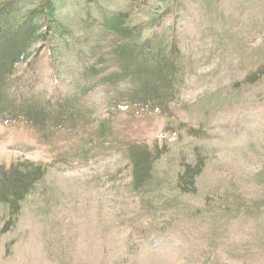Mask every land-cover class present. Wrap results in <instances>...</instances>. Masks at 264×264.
<instances>
[{
  "label": "rangeland",
  "instance_id": "rangeland-1",
  "mask_svg": "<svg viewBox=\"0 0 264 264\" xmlns=\"http://www.w3.org/2000/svg\"><path fill=\"white\" fill-rule=\"evenodd\" d=\"M47 1L21 0V12ZM52 5L13 65L12 114L28 100H70L88 123L42 135L0 119V168L42 169L17 212L0 202V264H264V0ZM112 11L127 14L136 46L150 38L134 64L172 56L163 112L110 103L115 85H130L108 83L114 44L92 21ZM142 152L150 176L134 186ZM198 160L194 191L180 190L183 166Z\"/></svg>",
  "mask_w": 264,
  "mask_h": 264
},
{
  "label": "trees",
  "instance_id": "trees-1",
  "mask_svg": "<svg viewBox=\"0 0 264 264\" xmlns=\"http://www.w3.org/2000/svg\"><path fill=\"white\" fill-rule=\"evenodd\" d=\"M20 2L21 0H10L0 5V119L12 118L15 121H22L42 135L56 132L71 135L88 123L86 116L77 109L76 102L65 100L60 103L61 100H57L53 104L46 102L45 106H37L28 100L20 106L21 117L12 114L15 105L10 103L11 100L8 98L11 96L15 98V92H9L12 88L9 80L13 65L21 57L26 56L25 52L29 44L37 40V31L41 25L38 18L43 16L41 13H44L46 19L50 21L53 16L52 0H48L45 7L39 10L33 8L26 13L21 12ZM126 17L125 12L112 11L92 21L96 26L103 28L108 36H105V39L110 38L114 44V48L110 51L119 74L110 73L108 83L114 86L117 79L132 83V85L128 83L130 85L128 88H125L127 84L123 87L115 85V90L109 97L110 103L117 111L125 109L136 111L146 105L148 111L153 112L155 108L159 110L170 93L174 71L173 60L170 59L172 56L158 52L156 55H151L149 62L148 59L145 61L148 65L139 66V62L134 64L138 55L151 51L148 44L150 38H145L140 46H136L134 37L132 38L130 30L124 25ZM91 68L94 69L93 66ZM159 111L163 112V110ZM139 160L134 165V186L141 185L150 176L152 160L149 159L148 153H140ZM15 166L11 165L8 169L0 168V202L8 204L11 213L19 210V202L42 176L40 166L30 165L27 162ZM203 167L201 160L193 164H185L178 177L179 189L193 192L196 177Z\"/></svg>",
  "mask_w": 264,
  "mask_h": 264
}]
</instances>
